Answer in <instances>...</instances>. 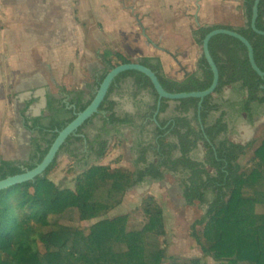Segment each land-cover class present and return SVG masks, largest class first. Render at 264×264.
Masks as SVG:
<instances>
[{"label":"trees","instance_id":"16d2710c","mask_svg":"<svg viewBox=\"0 0 264 264\" xmlns=\"http://www.w3.org/2000/svg\"><path fill=\"white\" fill-rule=\"evenodd\" d=\"M255 2L243 1L240 8L244 11V20L239 25L217 23L197 28L194 31L197 43L203 45L207 34L218 28L237 31L252 40L258 64L264 71V35H258L252 25ZM256 25L264 31V0L259 4ZM210 50L220 70L219 85L213 94L205 97L201 108L200 98L186 97L179 100L180 116L160 121L155 131L159 142L155 148L157 162L136 170L111 164L78 162L75 166L73 163L68 173L76 175V184L71 188L51 178L60 167L56 158L44 175L0 191V264H204L199 256H169L166 247L152 238L168 232L164 207L153 195L145 196L141 206L133 211L111 215L127 192L146 177L162 180L165 170L178 172L181 168L191 173L184 182L186 203L208 205L206 214L191 226V233L203 253L210 255L215 264H264V138L256 147L255 140L246 144L234 142L223 136L229 130L223 117L209 124L211 114L223 107L215 94H223L235 83L248 90L240 112L247 113L253 122L256 104L264 106V78L253 68L249 50L240 39L218 34L211 39ZM102 55L105 69L90 98L86 97V90H71L61 98L49 95L48 122L44 115L29 118L26 111L30 104L21 112L27 127L35 133L34 150L26 161L0 155V180L41 163L59 132L91 103L106 75L121 64L135 61L110 48ZM156 60V63L151 59L141 63L158 74L169 92L203 91L213 83L214 73L205 55L203 77L196 74L182 79L168 76L161 59ZM127 77H134L141 89L151 87L159 97L151 78L143 72L121 73L99 112L106 111L111 124L128 121L117 116L116 102L112 100L113 93ZM67 97H70L68 103L64 100ZM168 100H162L160 111L167 108ZM192 110L195 114L190 117ZM99 113L86 121L77 133H82ZM170 136L177 137V141H171ZM74 141H82V138L70 136L60 154H72ZM199 142L206 148L205 161L191 157ZM252 148L253 154L243 163V157ZM179 149L182 154L176 157ZM95 151L100 161L109 151V142H98ZM93 220L96 221L88 224Z\"/></svg>","mask_w":264,"mask_h":264},{"label":"crops","instance_id":"0c3cea01","mask_svg":"<svg viewBox=\"0 0 264 264\" xmlns=\"http://www.w3.org/2000/svg\"><path fill=\"white\" fill-rule=\"evenodd\" d=\"M243 1L167 0V28H160V36L148 33L140 39L135 36L137 32L132 30L131 34H128L133 35L132 39H134L130 45L127 42L123 48L110 47V50L120 51L132 57L134 62L151 59V62L156 63V58L159 57L163 63L164 72L177 79H182L189 74L203 77L202 58L205 54L203 45L197 43L195 38L197 35L194 31L201 26L207 27L217 23L241 24L244 20V11L240 8ZM54 2L58 3V0H51L52 4ZM157 2L160 0H153L151 4ZM21 3V0L3 1L6 13V27L3 31L7 40L9 58L4 63L3 81L0 82V108L3 107L7 111V101L10 99L13 103L12 109L7 111L9 115L6 120H3L2 112H0V133L2 132V141L14 142L13 138L16 137L19 141H23L21 148L24 149V146L29 148L27 156L23 155L21 150L14 157L4 158L26 161L31 158L34 150L32 139L35 133L27 127L21 112L30 104L26 115L29 118L44 115L47 117L45 122H48L50 120L48 117L50 115L49 95L61 98L66 97L71 90H86V97L90 98L95 91L96 81L105 69L102 55L105 49L98 48L91 58L92 49L87 45V35L83 30L78 31L82 36L81 42L76 40V31L73 29L71 32L62 33L63 37L59 34L49 35L51 27L56 25L58 27L59 19L56 14L51 12L49 16H46L45 22L43 14L37 13L34 16L33 12L28 10L30 2H26V5ZM136 16L140 20L139 13ZM32 17H40L42 23L38 20L34 21ZM122 19H126L124 13L118 20L120 27H117L114 32L120 31L121 35H124L129 32V27ZM44 24L46 26H43ZM32 27L35 31L31 30ZM106 33L107 30L103 32V34ZM17 47L20 48L19 53H16ZM47 52L54 56L52 60L47 57ZM62 57L67 59V65L60 64L59 60ZM61 66L65 72L63 76L60 75ZM77 82L79 85L75 86ZM72 85L74 87H71ZM240 86V83H235L228 86L223 94H215L217 101L223 104V107L211 114L209 124H214L223 117L229 125L228 132L223 136H227L234 142L246 144L245 142L251 141L250 132L254 126L249 115L240 112L241 102L248 96V90H243ZM69 99L70 97H67L64 100L68 103ZM112 100L116 102L117 116L127 118L128 121L124 124H111L107 120L106 111L99 113L92 123L77 135L82 138V141H74L71 148L73 153L61 154L60 167L51 175V178L61 186L66 183L68 187H75L76 175L68 173V168L73 163L75 166H78V162L111 164L113 167L136 170L157 162L155 148L159 142L155 131L160 126V121H169L180 116L178 111L180 101L169 99L166 102L167 108L160 111L163 101H159V97L155 95L151 87L141 89L134 77H127L119 85V89L112 95ZM255 110L253 122L257 126V123L262 120L260 118L264 120V117L260 116L264 112V106L256 104ZM194 114V110L189 112L190 117ZM169 139L177 141L178 138L170 136ZM105 140L109 142V151L99 161L95 148L98 142ZM181 154L182 150L179 149L175 156L179 157ZM191 157L197 161H205L206 148L203 142H199L197 148L192 151ZM190 175L189 170L181 168L178 172L165 170V177L162 180L151 176L146 177L127 192L123 202L113 209L111 215L133 211L141 206L142 201L138 206H135V203L143 200L147 195H153L164 207L167 224L165 209L167 203L158 195H162L164 200L169 198L174 205H179L181 195L184 199L182 202L186 206H191L186 203L183 194L184 182ZM133 193L136 195L134 198H132ZM120 205L124 209H120ZM207 208L208 205H206V211Z\"/></svg>","mask_w":264,"mask_h":264},{"label":"rangeland","instance_id":"374dc122","mask_svg":"<svg viewBox=\"0 0 264 264\" xmlns=\"http://www.w3.org/2000/svg\"><path fill=\"white\" fill-rule=\"evenodd\" d=\"M3 1L4 0H0V82L3 81L2 76L5 71L3 67L4 63L9 58L7 40L3 31L6 27V13ZM21 1L22 5H26V2H30L28 10L33 12L34 16H36L37 13L43 14L45 22L47 21L46 16H49L51 12L56 14L59 19L58 27L57 25L56 27H51L49 35L59 34L60 37H63V34L71 32L73 29L76 31V40L81 42L80 38L82 36L78 31L83 30L87 35V45L92 49L91 58L96 54L95 52L98 48L107 49L111 47L112 49H120L123 48L127 42V44L130 45L131 42L134 41V39H132L133 35H128L131 34L130 31L132 30L136 31L137 34L135 36L141 39L147 36L148 33L160 36V28H167V0H160V2L155 4H151L153 0H58V3L54 2V4L51 3V0ZM122 13H124L126 18L122 20L125 21L129 27V32L124 35H121L120 31L114 32L117 30V27H120V21L118 20H120ZM138 13L141 17L140 20H138L136 16ZM32 19L34 21L38 20V22L41 21L42 23L40 17H32ZM43 26L46 25L44 24ZM31 30L35 31V28L32 27ZM106 30L107 33L103 34ZM101 31L102 33L100 34ZM157 38L158 37H156V39ZM163 43L165 44L164 40ZM19 50L20 48L17 47L16 53H19ZM47 57L50 58V60L54 58L50 52H47ZM61 60H59L61 65H67V59L65 57H62ZM63 74L65 75V72L62 70L61 66L60 75L63 76ZM77 85H79V82L75 84V86ZM71 87H74V85ZM12 103L10 99L7 101V111H9L10 108L12 109ZM7 111L3 107L0 108L3 120H6L9 115ZM260 116L264 117V112H262ZM260 119L262 120L257 123V126H255V122H252L254 128L251 132L250 140H255V147L260 144L264 138V120L263 118ZM0 134L1 156L14 157V155L21 150H23V155L27 156L29 148L24 145V149L20 147L23 141H19L14 137V142L8 140L4 142V140L2 141V132ZM253 149L254 148L249 151L247 156L243 157V163L253 154ZM62 186L68 187V184H62ZM135 196L136 195L133 193L132 198ZM158 197L167 203L165 209L168 232L165 236L152 238L159 240L163 246L166 247L169 256L182 258L199 256L204 264H215L216 262L210 255L203 253L201 246L191 233L192 224L206 214V205L196 203L194 206H186L182 202L184 199L181 195L179 196V205L171 204L169 198L164 200L162 195H158ZM209 197L212 198V195L210 194ZM141 201L142 199L135 203V206L140 205ZM121 207L122 205H120L119 208L124 209ZM95 221L96 220L88 222V224H92Z\"/></svg>","mask_w":264,"mask_h":264},{"label":"water","instance_id":"95a60500","mask_svg":"<svg viewBox=\"0 0 264 264\" xmlns=\"http://www.w3.org/2000/svg\"><path fill=\"white\" fill-rule=\"evenodd\" d=\"M261 0H256L254 6V14L252 25L255 32L258 35H264V31L260 30L257 25L256 21L259 14V4ZM229 34L240 39L243 43L246 44L249 50V56L252 63L253 68L255 71L264 78V71L260 68L257 58L256 52L251 39H248L246 36L242 35L241 33L224 28H218L210 33L204 39L203 42V50L204 54L213 70L214 73V80L212 85L203 91H192V92H179V93H172L169 92L162 84L158 74L150 67L146 66L141 62H132V63H125L121 64L115 68H113L104 78L101 85L97 89L96 95L91 101V103L87 106V108L79 113H77V117L71 121L67 126L62 129L53 144L51 145L47 155L43 159L41 163H39L35 168L26 170L24 173L8 176L2 180H0V191L12 188L18 184H22L24 182L35 180L38 176L44 175L48 167L54 162L56 158H60L61 149L67 143L68 139L72 135H78V130L81 126H83L86 121L92 118L94 115L100 112L101 104L104 102L110 87L117 79V77L128 70H138L149 76L154 84L155 89L159 94V101L162 102L163 99H170V100H181L186 97H198L201 99L200 101V108L203 105V100L206 96L213 94L220 82V70L219 67L211 53L210 50V41L211 39L218 35V34ZM161 106V104H160Z\"/></svg>","mask_w":264,"mask_h":264},{"label":"bare ground","instance_id":"6f19581e","mask_svg":"<svg viewBox=\"0 0 264 264\" xmlns=\"http://www.w3.org/2000/svg\"><path fill=\"white\" fill-rule=\"evenodd\" d=\"M250 136H251V132H250Z\"/></svg>","mask_w":264,"mask_h":264}]
</instances>
